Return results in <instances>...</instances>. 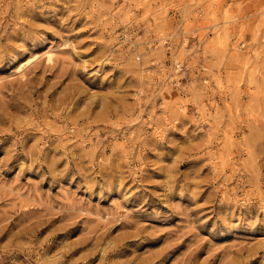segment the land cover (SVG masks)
<instances>
[{"label": "rangeland", "instance_id": "obj_1", "mask_svg": "<svg viewBox=\"0 0 264 264\" xmlns=\"http://www.w3.org/2000/svg\"><path fill=\"white\" fill-rule=\"evenodd\" d=\"M0 264H264V0H0Z\"/></svg>", "mask_w": 264, "mask_h": 264}, {"label": "bare ground", "instance_id": "obj_2", "mask_svg": "<svg viewBox=\"0 0 264 264\" xmlns=\"http://www.w3.org/2000/svg\"><path fill=\"white\" fill-rule=\"evenodd\" d=\"M54 58H55V50L50 49L45 52V59L47 61H53ZM28 63L29 61H25L19 66V74L21 77H24L26 75V67Z\"/></svg>", "mask_w": 264, "mask_h": 264}]
</instances>
